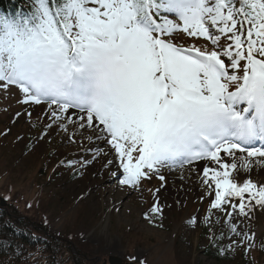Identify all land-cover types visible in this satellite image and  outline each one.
Here are the masks:
<instances>
[{
  "label": "snow or ice",
  "instance_id": "snow-or-ice-1",
  "mask_svg": "<svg viewBox=\"0 0 264 264\" xmlns=\"http://www.w3.org/2000/svg\"><path fill=\"white\" fill-rule=\"evenodd\" d=\"M177 33L211 50L177 45ZM10 86L21 103L46 104L65 130L99 128L121 184L157 175L153 216L162 215L161 170L200 171L201 161L210 211L264 209V179L252 175L264 173V0H30L28 11L0 9V88Z\"/></svg>",
  "mask_w": 264,
  "mask_h": 264
},
{
  "label": "rangeland",
  "instance_id": "rangeland-1",
  "mask_svg": "<svg viewBox=\"0 0 264 264\" xmlns=\"http://www.w3.org/2000/svg\"><path fill=\"white\" fill-rule=\"evenodd\" d=\"M172 39L211 50L208 42L183 33ZM21 101L19 88H0V197H10L0 204V212L23 221L27 236L33 239L34 243L17 249L24 263L44 264L56 252L55 259L62 264L72 260L101 264L108 256L122 264H132L133 257L145 264H264V219L262 233L255 234L253 210L245 217L238 210L234 213L237 231L232 232L224 209L210 211L211 199L181 202L162 188V215L153 216V193L163 183L156 175L136 187L127 185L118 198L122 205L112 207L113 194L123 185L122 169L117 160L111 164L114 172L107 173L115 153L99 138L103 136L99 128L81 129L67 123L65 130L53 123L46 104ZM86 130L90 134H83ZM67 143L70 146L61 151L60 145ZM163 193L170 198L163 199ZM196 217L199 222L191 223ZM185 222L194 230L181 231ZM245 233L253 239L246 240ZM210 242L218 248H212L215 256L207 249Z\"/></svg>",
  "mask_w": 264,
  "mask_h": 264
},
{
  "label": "bare ground",
  "instance_id": "bare-ground-1",
  "mask_svg": "<svg viewBox=\"0 0 264 264\" xmlns=\"http://www.w3.org/2000/svg\"><path fill=\"white\" fill-rule=\"evenodd\" d=\"M8 4L10 3V0L6 1ZM10 5V4H9ZM77 133H80L79 131H77ZM83 134H90L89 131H85L83 132ZM68 146H70V144L67 143L60 145V150H65ZM228 162H231V158H225ZM207 162L201 161L198 163L197 167H199L200 171H193L190 170L188 168V166H184L183 168L178 165V166H168L166 168H163L161 171L162 173L165 175L166 180H167V184L164 186L165 190L169 191L171 194H173V197L176 196V200H179L181 202H184L185 200H190L191 202L193 201H202L204 202L207 199H212L214 198V190H209L206 188V186H204L202 184L201 181V173H202V169L205 166ZM173 166V165H172ZM211 167H215L216 165L211 164L209 165ZM114 172V168L111 165H108V169H107V173H112ZM193 172V174H192ZM195 173V174H194ZM106 175V174H105ZM252 175L256 178V179H264V173H261L259 175L256 174V172L252 173ZM176 178H179L178 181H176ZM247 178L245 175L242 174V170H241V174L237 176V180L238 182H242L243 179ZM105 182H108V179H105ZM105 187L103 188H107L106 185H104ZM127 185H122V187L120 186L119 189L113 194V197H115L114 200V204H112L111 206H117V205H122V203H120V201H118V198L120 197L121 193L124 192V190L126 189ZM167 188V189H166ZM214 189V186H213ZM104 190V189H103ZM165 190L163 192H165ZM110 191V190H107ZM125 193V192H124ZM131 197L133 195H130ZM203 197V199H202ZM170 198L168 197V195L166 193H163V199H167ZM127 201H129L128 198H126ZM235 202V201H233ZM125 205L123 204V207ZM227 207V206H226ZM231 210L230 208H228V211ZM256 220H257V224L255 225L253 232L255 234H261L263 227V219H264V212L263 209H261L259 206L255 207L253 209V213H252ZM233 218H229L226 217L225 220L226 222L228 220H230L229 225L231 226L233 224ZM182 229H184V233L185 232H189V231H193L194 230V226L190 223V222H185L181 225L180 230L182 231Z\"/></svg>",
  "mask_w": 264,
  "mask_h": 264
},
{
  "label": "trees",
  "instance_id": "trees-1",
  "mask_svg": "<svg viewBox=\"0 0 264 264\" xmlns=\"http://www.w3.org/2000/svg\"><path fill=\"white\" fill-rule=\"evenodd\" d=\"M6 1L0 0V9L5 11H16L18 9L28 11L30 8V0H10V5ZM9 217H7L6 212L0 214V264H31L29 262L24 263L21 254L19 255V252H17V249H22L23 245L34 243L27 236L29 231L22 225L23 221L19 222V227L26 229L28 232L24 233L22 229H17L18 220L15 222L16 219L11 220ZM24 225L26 226V224ZM51 255L47 257L44 264H58L59 261L55 259L56 252H52ZM7 258H9L8 261H6Z\"/></svg>",
  "mask_w": 264,
  "mask_h": 264
},
{
  "label": "water",
  "instance_id": "water-1",
  "mask_svg": "<svg viewBox=\"0 0 264 264\" xmlns=\"http://www.w3.org/2000/svg\"><path fill=\"white\" fill-rule=\"evenodd\" d=\"M108 262L109 264H120V260L113 256L108 257Z\"/></svg>",
  "mask_w": 264,
  "mask_h": 264
}]
</instances>
